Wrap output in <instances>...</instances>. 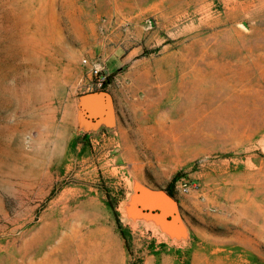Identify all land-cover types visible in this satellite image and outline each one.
Returning a JSON list of instances; mask_svg holds the SVG:
<instances>
[{
	"label": "rangeland",
	"instance_id": "obj_1",
	"mask_svg": "<svg viewBox=\"0 0 264 264\" xmlns=\"http://www.w3.org/2000/svg\"><path fill=\"white\" fill-rule=\"evenodd\" d=\"M0 264H264V0H0Z\"/></svg>",
	"mask_w": 264,
	"mask_h": 264
},
{
	"label": "built area",
	"instance_id": "obj_2",
	"mask_svg": "<svg viewBox=\"0 0 264 264\" xmlns=\"http://www.w3.org/2000/svg\"><path fill=\"white\" fill-rule=\"evenodd\" d=\"M84 63L88 66L90 86L97 90H103V87L108 85L109 73L104 69L101 63L96 60L85 59ZM193 187V180L188 173L179 175L174 182V188L182 194L190 192Z\"/></svg>",
	"mask_w": 264,
	"mask_h": 264
},
{
	"label": "water",
	"instance_id": "obj_3",
	"mask_svg": "<svg viewBox=\"0 0 264 264\" xmlns=\"http://www.w3.org/2000/svg\"><path fill=\"white\" fill-rule=\"evenodd\" d=\"M102 93V92H101ZM98 95L95 93H92L89 95V98ZM155 205H157L158 207H160L162 209V211H164V213L169 211V208L174 205L173 201L170 199V195H165V194H157L156 197H154V201ZM169 205H171L169 207Z\"/></svg>",
	"mask_w": 264,
	"mask_h": 264
},
{
	"label": "trees",
	"instance_id": "obj_4",
	"mask_svg": "<svg viewBox=\"0 0 264 264\" xmlns=\"http://www.w3.org/2000/svg\"><path fill=\"white\" fill-rule=\"evenodd\" d=\"M114 77V73H112L111 75H109V77H108V81H107V83L109 84L110 82H111V80H112V78ZM104 88H106V85L103 87V89ZM179 175H175L174 177H173V179L170 181V183H169V185H168V187H167V193L170 195V196H173V190H172V187H173V185H174V182H175V180H176V178L178 177Z\"/></svg>",
	"mask_w": 264,
	"mask_h": 264
}]
</instances>
